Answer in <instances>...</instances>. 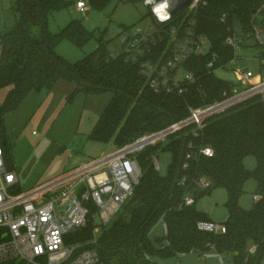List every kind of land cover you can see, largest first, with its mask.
<instances>
[{
  "label": "trees",
  "instance_id": "1",
  "mask_svg": "<svg viewBox=\"0 0 264 264\" xmlns=\"http://www.w3.org/2000/svg\"><path fill=\"white\" fill-rule=\"evenodd\" d=\"M75 1L15 0V25L0 33V144L10 167H13L14 144L9 139L5 114L20 106L31 91L52 89L61 78L77 82L75 93L111 91L113 95L90 137L103 142L113 139L120 146L137 135L187 117L191 106L221 98L235 82L218 76L215 69L238 57L237 49L226 43V38L237 29L253 30L254 22L260 19L258 15L264 19V0H204L187 18L195 19L196 35L208 38L210 50L191 54L184 60V67L194 73L195 80L184 93L178 94L150 87L139 63L127 59L124 51L111 52L103 36L96 50L76 62L59 54L56 47L62 39L83 46L94 35L77 18L56 33L49 30L50 14ZM109 1L89 0L91 8L103 7ZM183 17V13L176 14L166 27L170 30L175 25L183 33L188 24L187 20L179 25ZM34 26H40V36L33 35ZM166 44L165 40L154 46L149 56L156 58ZM250 45L241 43V48ZM254 46L258 58L264 59V47ZM210 61L214 62L212 68L208 66ZM193 127L188 126L139 154L142 175L131 200L93 245L101 261L164 264L160 259L214 249L217 253H232L236 264H259L264 256V95L256 94L211 116L197 136L191 132ZM205 146L213 148L212 155L200 150ZM160 149L170 150L174 157L166 174L160 173L153 160ZM248 156L257 160L254 169L245 164ZM200 177L208 178L211 187L198 189L196 181ZM250 178L257 181L255 194L261 198L244 208L240 197ZM219 187L227 191L225 205L229 216L224 221L227 230L224 233L201 230L198 221L212 218L197 207V202ZM189 193H193L195 202L182 206ZM159 222L167 226V233L153 239L151 230ZM92 228L93 224H89L72 233V239H90Z\"/></svg>",
  "mask_w": 264,
  "mask_h": 264
},
{
  "label": "built area",
  "instance_id": "2",
  "mask_svg": "<svg viewBox=\"0 0 264 264\" xmlns=\"http://www.w3.org/2000/svg\"><path fill=\"white\" fill-rule=\"evenodd\" d=\"M143 1L150 8L153 21L147 27L139 25L135 31H126L123 51L127 53V59L139 63L150 87L156 91L166 89L182 94L195 80L194 73L184 67V60L191 54L203 53V46L210 50L208 38L196 35L195 19L187 18L204 0H191L179 12L184 15L179 25L188 20L183 33H179V27L175 25L170 30L166 27L175 16L172 11L178 0ZM164 3L168 5L165 9L167 19L162 20L153 9ZM76 6L83 13L91 9L89 0H76ZM165 40L166 48L156 58L149 56L154 52L153 47ZM226 43L236 49L241 48V43L264 47V19L256 20L251 31L235 30L228 35ZM261 65L264 68V59ZM208 66L214 67V62L210 61ZM234 73L235 84L225 90L221 98L191 106L187 117L137 135L105 155L82 161L27 189H17L20 183L18 172L7 164L5 149L0 144V264H107L101 261L93 245L139 183L142 175L139 154L146 147L162 143L188 126H194L191 132L197 136L211 116L221 114L256 94L264 95V79L256 77L251 69H234ZM254 79L257 82H253ZM200 150L207 155L214 152L210 146ZM187 157L191 154L188 153ZM153 160L158 169V156L153 155ZM196 183L198 189L212 185L206 177L198 178ZM260 198V194L254 195L255 200ZM194 202L193 193H189L181 205ZM89 224H93L90 239H72V233ZM198 227L214 233L227 230L225 222L213 220H200ZM164 229L167 233L166 225ZM254 250L255 247L251 249ZM209 255L205 252L203 257Z\"/></svg>",
  "mask_w": 264,
  "mask_h": 264
},
{
  "label": "rangeland",
  "instance_id": "3",
  "mask_svg": "<svg viewBox=\"0 0 264 264\" xmlns=\"http://www.w3.org/2000/svg\"><path fill=\"white\" fill-rule=\"evenodd\" d=\"M14 6L15 0H0V33L14 27L17 19ZM258 17L261 19L262 16ZM76 18L82 19L94 35L83 46H78L68 38L59 42L56 51L70 62H76L96 50L101 36L111 52L123 51L124 33L129 29L135 31L139 25L147 27L153 21L150 8L143 0H110L103 7L91 8L86 13L77 8L75 1L50 14L49 30L56 33ZM32 33L40 36V26L32 27ZM208 49V46L201 48L203 53ZM237 55L238 57L226 66L215 69V73L224 79L236 80L234 69L249 68L256 77L264 79V68L255 46L239 48ZM254 81L257 82V79ZM77 88L76 81L61 78L52 89L31 91L20 106L5 114L9 139L14 144L13 167L19 175L18 190L30 188L82 161L100 157L116 148L113 139L103 142L90 137L113 93L111 91L75 93ZM5 92L6 89L2 90V96ZM157 156L160 165L158 169L161 174H166L174 160L173 153L167 149H160ZM245 164L248 168L254 169L257 160L254 156H248ZM244 190L240 204L244 208H249L253 205L254 194L257 192L255 178L246 181ZM226 200V189L219 187L211 194L202 196L197 202V207L209 213L213 221L224 222L229 216ZM164 232V224L159 222L151 230L150 236L155 239L157 236H163ZM206 252L210 254L207 257H203L205 252L194 250L168 259H160V262L236 264L232 253H217L214 249ZM259 264H264V256Z\"/></svg>",
  "mask_w": 264,
  "mask_h": 264
},
{
  "label": "water",
  "instance_id": "4",
  "mask_svg": "<svg viewBox=\"0 0 264 264\" xmlns=\"http://www.w3.org/2000/svg\"><path fill=\"white\" fill-rule=\"evenodd\" d=\"M190 1L191 0H178L172 13L174 15L178 14L183 8H185L190 3ZM130 200L131 198L126 203H128Z\"/></svg>",
  "mask_w": 264,
  "mask_h": 264
},
{
  "label": "clouds",
  "instance_id": "5",
  "mask_svg": "<svg viewBox=\"0 0 264 264\" xmlns=\"http://www.w3.org/2000/svg\"><path fill=\"white\" fill-rule=\"evenodd\" d=\"M168 7L167 3L161 4L157 8L153 9V11L158 15L160 19H167V14L165 13V9Z\"/></svg>",
  "mask_w": 264,
  "mask_h": 264
}]
</instances>
